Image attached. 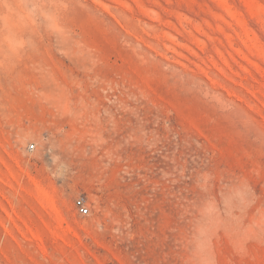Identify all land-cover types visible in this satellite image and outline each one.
Wrapping results in <instances>:
<instances>
[{"label": "rangeland", "instance_id": "rangeland-1", "mask_svg": "<svg viewBox=\"0 0 264 264\" xmlns=\"http://www.w3.org/2000/svg\"><path fill=\"white\" fill-rule=\"evenodd\" d=\"M0 264H264V0H0Z\"/></svg>", "mask_w": 264, "mask_h": 264}, {"label": "built area", "instance_id": "built-area-1", "mask_svg": "<svg viewBox=\"0 0 264 264\" xmlns=\"http://www.w3.org/2000/svg\"><path fill=\"white\" fill-rule=\"evenodd\" d=\"M29 149H34V145L33 144H30L29 145ZM75 208L77 209V212L80 215H86V214H88V208H87L84 200L81 199V198H77L75 200Z\"/></svg>", "mask_w": 264, "mask_h": 264}]
</instances>
